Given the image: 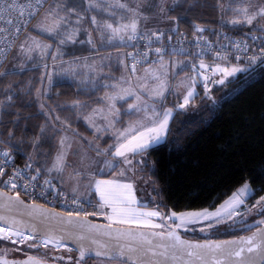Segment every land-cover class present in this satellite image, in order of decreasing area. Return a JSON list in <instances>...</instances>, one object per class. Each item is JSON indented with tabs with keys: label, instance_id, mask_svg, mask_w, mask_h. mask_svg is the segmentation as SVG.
I'll return each instance as SVG.
<instances>
[{
	"label": "snow or ice",
	"instance_id": "6c2138e0",
	"mask_svg": "<svg viewBox=\"0 0 264 264\" xmlns=\"http://www.w3.org/2000/svg\"><path fill=\"white\" fill-rule=\"evenodd\" d=\"M175 6V0H87L86 5L79 0H0V77L16 69L23 71L25 64L12 61H16L20 56L33 60L34 52L39 53L41 58L51 56L53 61H57L65 55L63 48L68 44H88L93 50L97 48V39L100 43H111L116 39H141L151 44L153 37L159 40L165 35L163 30H154L152 25L165 21L178 24L177 17L169 16V10H174ZM216 6L225 23L246 24L249 31L244 38L229 42L231 51H216L211 64L205 63L201 58L197 72L188 78V83L181 81L175 89L169 87V62L164 60V48L125 52L123 58L118 53L117 64L124 69V74L119 79L109 74V79L115 80L114 83L103 82V77L98 71L105 66L104 57L100 58V64L95 61L91 64L80 63L89 58L73 57L72 64L88 69L94 74H80L83 76L80 81L81 90L87 87L97 91L101 88L112 90L99 98L103 107L93 108L88 115L76 116L94 130L93 140L81 136L70 123L62 121L59 116H52L54 109L45 113L49 117L53 134L59 131L64 135L57 141L59 147L52 167L43 171L40 167H33L35 156L31 155L23 166H16L17 154L23 151L19 145L24 141L15 139V130L20 127L22 118L30 117H22L20 113L13 112L12 93L15 89L12 84L7 85L3 90L4 99L0 100V185L7 189L0 187V264H85L86 258H91L93 254L96 258H126L120 264H264V218L254 221L257 228L251 236H241L234 240H205L201 243L184 239L178 231H195V226L200 225V232H211L229 223H243L244 227L249 228L248 216L256 213L264 217V195L249 207L246 201L255 190L248 182L232 192L219 207L213 206L215 210L204 208L198 211L162 212L159 205L151 210L138 207L132 182L94 179L96 174L105 171L110 174L121 165L123 168L117 175L124 177L134 171V161L136 166L146 164L149 149L167 140L170 124L176 114L187 113L189 106L199 95L196 90L197 76L203 77L204 98L215 105L216 100L211 95L214 86L226 89L227 85L234 84L232 91H235V88L243 83L241 74L250 76L256 70L264 69V0H217ZM118 11L122 13L120 16H117ZM91 12H96L97 15H89ZM104 13H107L113 22L103 19ZM98 15L101 16L100 19ZM85 24L92 25V29L86 28ZM204 30L199 25L194 26L195 41L206 39L197 35ZM170 31L176 32L177 28L172 27ZM34 32L46 35L55 43H45L34 35ZM93 33H96V36ZM81 34L86 39L80 40ZM247 37H251V41ZM168 39L171 40L172 37L169 36ZM256 41L259 43H255ZM197 46L199 47L198 43ZM52 48H55V51L49 52ZM151 51L156 53L157 59L153 63L157 67L153 69L149 65L143 69L142 75H138L140 64L147 61ZM204 51L211 49L206 47L194 55L202 57ZM184 52L186 50L180 48L173 49L168 54L171 56ZM9 55L12 56V61L8 60ZM129 59L131 63L127 62ZM184 65L185 61H171V76L174 78L178 70H183ZM35 66L33 64V67ZM191 68L197 69V64L192 63ZM63 74L77 75L69 70H65ZM45 79L50 85L53 75L42 74L41 82ZM133 80L138 81L135 86L132 84ZM149 80L156 81L155 85L149 87ZM237 81L239 83H234ZM36 91L39 99L41 90ZM170 91L177 97L182 96V102H174L172 107H165ZM129 98L132 99L131 103H128ZM118 101H123L127 107L123 104L117 107ZM84 107V101L71 102L74 112L77 109L82 111ZM40 108L43 111L45 104L40 103ZM124 116L136 118L124 121ZM97 117L103 123H97ZM117 123L123 124V127L117 128ZM7 124L13 127H5ZM44 134L45 128L42 127L39 135L30 141L34 151H39L40 143L45 138ZM105 136L110 138L112 143L107 146L96 143ZM76 138H79L77 145L80 141H86L88 149L81 153L80 167L73 169V178L81 175L93 177L86 188L99 196L98 202L93 205L96 211L85 210L81 214L79 209H82L83 205L80 196H75L71 201L77 206L78 210L75 212H58L54 208L50 209L37 203L36 199L26 203L21 198V190L27 193L28 189H32L35 196L36 189L39 188L38 195L45 199L49 195L54 198L66 197V193L52 183L50 175L42 181L41 177L53 170L60 173L65 171L70 150H78L73 147ZM89 151L95 155L89 156ZM85 160L89 161L88 165L84 164ZM260 190L264 191V188ZM72 192L76 193L77 188L73 187ZM87 202L91 204L90 200ZM241 208L244 211H241ZM14 211L18 212L20 217L26 216L34 222L9 215ZM98 215L104 217L108 223L97 224L89 220V216ZM157 218L160 223L156 222ZM169 221L172 223L169 224ZM117 225L126 227L119 228ZM98 235L106 236L116 243H101L96 238ZM69 240L76 245L75 248L70 246ZM85 240L90 243L85 245ZM131 242H136V246ZM9 244L11 248L3 246ZM31 249L44 251L42 255H28L26 250ZM74 251L78 253L75 258L62 254ZM10 252H24L25 258L10 260L7 258ZM245 253L249 254L248 258ZM149 254L151 258L141 259V256ZM98 264L104 262L98 261Z\"/></svg>",
	"mask_w": 264,
	"mask_h": 264
},
{
	"label": "trees",
	"instance_id": "16d2710c",
	"mask_svg": "<svg viewBox=\"0 0 264 264\" xmlns=\"http://www.w3.org/2000/svg\"><path fill=\"white\" fill-rule=\"evenodd\" d=\"M175 3L177 6L169 10V16L178 18V29L192 32L194 26L199 25L211 36L222 32L221 26L224 25L216 6L217 0H176ZM226 28L229 29L227 31L244 29ZM33 64L30 61L23 71L16 69L0 77V100L4 99L3 90L12 84L15 89L12 93L13 112L30 117L22 118L20 127L15 130V139L24 141L19 145L22 153L17 154L20 164L24 165L28 156L36 152L30 141L39 135L42 127L45 128V138L40 143L36 162L43 168V163L55 153L56 133L53 134L49 117L41 110L37 98L36 90L44 83L41 82V76L46 74L45 67H33ZM241 79L243 83L235 91H232L234 84L227 85L226 89L214 86L211 95L216 100L215 105L204 98L201 87L187 113L176 114L170 124L167 140L148 151L153 163H147L143 172L151 179V189L147 192L142 187L139 189L141 204L147 207L159 205V209L164 212L211 208L228 198L245 182H250L255 188L250 200L264 195V191L260 190L264 188V69H258L250 76L241 74ZM105 89L97 91L87 87L81 90L77 81L59 79L51 85L45 99L49 110H55L53 116L67 121L80 134L93 135V130L76 116H83L81 113L100 105L99 98ZM74 100L86 102V107L74 112L71 108ZM126 117L122 119L125 121ZM5 127L13 126L7 124ZM32 163L34 168L38 167L34 166L35 162ZM92 218L104 220L100 216ZM256 227V224L249 228L243 225L234 230L219 227L214 230L212 238L238 236ZM189 237L209 238L198 231ZM70 254L74 258L77 256L75 251Z\"/></svg>",
	"mask_w": 264,
	"mask_h": 264
},
{
	"label": "rangeland",
	"instance_id": "374dc122",
	"mask_svg": "<svg viewBox=\"0 0 264 264\" xmlns=\"http://www.w3.org/2000/svg\"><path fill=\"white\" fill-rule=\"evenodd\" d=\"M176 1V0H175ZM79 2H81V3H83L84 5H86L87 4V0H79ZM122 13L121 12H117V16H120ZM89 15H97V13L96 12H91V13H89ZM231 17V14H229V18ZM101 18V16H99L98 15V19H100ZM102 18L103 19H106V20H108L109 22H113L111 19H110V17L108 16V14L107 13H104V14H102ZM222 23H223V25L224 26H221V29H222V31H227V30H229L228 28H226V26H228V27H240L241 25H246V24H236V25H232V24H228V23H225L223 20H222ZM85 27L86 28H88L89 30H91L92 29V25H90V24H85ZM152 27H153V29L155 30L156 28H158V29H160V30H163L164 32H168V31H170V29L172 28V27H176L177 28V26H176V24H172L170 21H165V22H161V23H159V24H156V25H152ZM34 35H37V37L39 38V39H42L45 43H49V42H51V43H55V41L54 40H50L46 35H41V34H39V33H36V32H34L33 33ZM93 35L94 36H96V33H93ZM79 39L80 40H84V39H86V37L83 35V34H81L80 36H79ZM131 41H129V40H127V39H125L124 41H121V40H119V39H116V40H114V41H112L111 43H108V42H104V43H100L99 42V40L97 39V41H96V43H97V45L98 44H100V45H103L104 47H108L109 45H116V46H122V47H126L129 43H130ZM76 44H79V43H76ZM70 44H68V45H66V46H69ZM72 45V44H71ZM82 45V44H81ZM83 45H87V46H90V45H88V44H83ZM108 45V46H107ZM64 49H65V46H64ZM67 51H68V49H66ZM55 51V48H52V49H49V52H54ZM33 57H34V59L33 60H27V58L26 57H24V56H20V57H18L17 58V60L16 61H12V59H11V61L13 62V63H18V64H25L26 66H28L29 65V62L31 61H33L34 62V64L36 65L35 67H40V68H44V65L49 61V59L50 60H52L51 59V56H48V57H44V58H41L40 57V55H39V53H36V52H34L33 54ZM183 58H185V57H183ZM166 62H169V80H168V83H169V87L171 88V89H175L176 88V86L177 85H180V83H181V81H184L185 83H188V78L189 77H191L194 73H196L197 72V70H198V68H199V62L197 63V69H190L189 71H186V70H184L185 68H184V66H186V65H184L183 66V70L182 71H180V70H178L177 71V74H176V76L173 78L172 76H171V71H172V69H171V61H187V60H185V59H179V58H169V59H167V60H165ZM89 63V64H91L92 62H93V59H91V60H87V61H84V63ZM96 62V64H100V61L98 60V61H95ZM128 63H130L129 61H127ZM205 63H208L207 61H204ZM234 62V61H233ZM186 64H187V62H186ZM208 64H211V63H208ZM152 66V68L153 69H155L156 67H157V65H151ZM60 67V66H59ZM148 66H146V67H143V66H139V71H138V75H142L143 74V69L144 68H147ZM64 69L65 70H68V69H66L65 67H64ZM62 67H60L59 69H58V71H56V68L55 67H53V68H51L50 70H48L47 72H46V74L47 73H51L52 75H53V80H52V83L49 85L48 84V82H47V79H45L44 80V83H43V85L41 86V88H40V90H41V95H40V97H39V100H40V103H44L45 104V109L43 110L45 113L46 112H51L50 110H49V107H48V104H47V102H46V99H45V95L49 92V90H50V87H51V85L54 83V81H55V77H56V75H59L60 73L61 74H63L64 72H65V70H64ZM82 71H83V73H85V74H87L88 76L91 74V72L88 70V69H85V68H80ZM98 71H99V73L101 74V73H103L105 70L103 69V68H99L98 69ZM93 74V73H92ZM122 74H124V69H123V71H122ZM121 74V75H122ZM94 75V74H93ZM120 75V76H121ZM200 76H197V80L199 81H201V79L199 78ZM119 79V78H118ZM115 81H112V82H108V83H114ZM138 83V81H136V80H133L132 81V84L135 86V84H137ZM155 83H156V81H154V80H149L148 81V85H149V87H152V86H154L155 85ZM125 87L127 86L126 84L124 85ZM112 89H110V88H107V90H106V92H109V91H111ZM181 91H183V88H181ZM169 94V93H168ZM168 94H167V96H168ZM174 96V95H173ZM172 96V97H173ZM145 98H147L146 96H145ZM129 101H131L132 102V99L131 98H129L128 99ZM123 101H118L117 102V107H119L120 106V104L122 103ZM131 102H129V103H131ZM174 102H176V101H174V98H172L171 100H170V102H169V104H165V107H172L173 106V103ZM178 102H182V101H178ZM97 107H103V105L101 104V105H99V106H96L95 108H97ZM127 106H125V108H126ZM63 121V120H62ZM97 123H103V121H101L100 120V118L99 117H97ZM116 127L117 128H121V127H119V126H117V124H116ZM97 143V142H96ZM101 145V144H100ZM101 146H104V145H101ZM81 153H82V150L80 149V148H78V150L76 151V152H73V151H71L70 150V155H69V162H68V166L66 167V169H65V171H70L71 173H74L73 172V169H76V168H78V167H80V161H81ZM37 155H38V151H36V152H34V156H35V162L37 161ZM89 155V154H88ZM89 156H91V155H89ZM55 161V160H54ZM153 163V161L150 159V157H149V155H148V153L146 154V164L147 163ZM84 164L85 165H88L89 164V161H87V160H85L84 161ZM146 164H144V165H141V166H136L135 165V161L133 162V166H134V171L133 172H129V173H127L124 177H120V176H118L117 174H118V172H120L121 170H122V168H123V166L121 165V166H119V169L118 170H115L114 171V177H115V179H117V180H123V181H128V182H132V183H134V185L136 186H134L137 190L136 191H138L137 192V202L138 201H140L141 199H142V197L139 195V189L142 187V188H144V191H149L150 189H151V179H150V177L147 175V173H145V172H143V169L145 168V166H146ZM93 167H95L94 165H93ZM106 172L107 171H105V172H103V174H106ZM250 185H251V187L255 190V188L253 187V185L250 183V182H248ZM241 187V186H240ZM142 191V190H141ZM255 192V191H254ZM145 193V192H144ZM227 199V198H226ZM225 199V200H226ZM259 198H257V199H255L254 201H252V200H250V198H248L247 199V201H246V203H249V207H251L253 204H255V202H256V200H258ZM140 203V202H139ZM221 203H223V201L221 202ZM221 203H219L218 205H216V207H219V205L221 204ZM139 206L138 207H140L142 210H151V209H154V208H156V207H147L146 205H144V204H138ZM201 209H204V208H193V209H186V210H180V211H177V210H172V211H177V212H182V211H198V210H201ZM208 209H210V210H215L214 209V207H211V208H208ZM160 210V209H159ZM160 211H162V212H164L163 210H160ZM169 210H167V212H168ZM241 211H244V209L243 208H241ZM99 216V215H98ZM100 217H102V216H100ZM262 218H264V217H261L260 215H258V214H256V213H253L251 216H248L247 217V224L250 226V227H252L253 225H255V223H254V221H256V220H259V219H262ZM103 219H104V217H103ZM104 221H106V222H108L106 219H104ZM156 222L157 223H160L161 221L157 218V220H156ZM169 224H171L172 222L171 221H169L168 222ZM199 226L200 225H197V226H195L196 227V229L197 230H195V231H189V230H185V229H178L180 232H182L184 235H186V236H192V235H194V233H196L197 231L200 233V234H203V236L204 237H209V238H212L214 235H215V229H213L211 232H200L199 230H198V228H199ZM241 226H243V223H238V224H236V225H231L230 223L229 224H227V225H223V226H220V227H223V228H230V229H235L236 227H241ZM3 246H6V247H9V248H11L12 246L9 244V245H3ZM42 251V249H39V250H37V249H31V250H26L27 251V254H33L34 255V253H43V252H41ZM62 254H64L65 256H67V255H69L70 253H62ZM71 256L73 255V254H70ZM8 256H10V257H12V258H19V257H23V256H25V254H24V252H10L9 253V255ZM74 256V255H73ZM98 261H103L104 262V264H120V262L119 261H114V260H103V259H88V260H85V264H98Z\"/></svg>",
	"mask_w": 264,
	"mask_h": 264
},
{
	"label": "crops",
	"instance_id": "0c3cea01",
	"mask_svg": "<svg viewBox=\"0 0 264 264\" xmlns=\"http://www.w3.org/2000/svg\"><path fill=\"white\" fill-rule=\"evenodd\" d=\"M240 27L249 28L248 25H241ZM66 49H68V51ZM63 51H64L65 55L62 58H60L59 60L53 61V60L49 59V61L46 63L47 67L45 68V71L47 72L48 70H50L53 67H55L56 71H58V69L60 67H62L63 69L65 67L66 69L69 70V72L74 71V72L77 73V75L73 76L71 74H61L60 73L59 75H56L55 81H57L59 79H67V80L69 79V80H75L78 83H80L81 79H83V76L80 75L81 73H83V71L80 69V67H77L76 65L72 64L73 57H81V58L87 57V58H89L88 60L93 59V61H98V60L100 61V58L104 57L105 59H104L103 63H104L105 66L102 67V68L105 71L103 73H101L100 76L103 77V82H105V83L115 81V80H110L109 79V74L111 75V77H115L116 79H118L120 77V75L122 74L123 68L117 64V55H118V53L120 54V57L123 58V53L126 52L125 48L122 47V46L109 45L108 47H104L103 45L98 44L97 48L95 50H93L91 48V46H87V45H83V44L82 45L81 44H72V45L70 44L69 46H65V49L63 48ZM75 54H78V55H75ZM70 56H73V57H70ZM170 57L173 58V59L174 58H179V59L187 60L186 61L187 64L185 62L186 66H184V68H185L184 70L189 71L190 69H192L191 68V62H190V60L187 57L183 58L181 56L166 55V56H164V60H167ZM204 61H207V60H204ZM207 62L208 63H212V61H207ZM80 63H84V61L82 60V61H80ZM154 64L155 63L152 62V63H150V64H148L146 66L154 65ZM146 66H143V67H146ZM89 76H93V74L91 73ZM199 78L201 79V77H199ZM200 82L201 81L199 80L198 83H197V88H196L198 93H199L200 88H201ZM106 90H107V88L105 89V92H106ZM104 93H103V95H104ZM172 96H173V94L170 91L168 96H167V101L165 103L166 105L169 104V102H170V100L172 98H174V101H176V102L182 101V96L181 97H177L175 95L173 97ZM129 102H131V101L128 100V103ZM121 104H123L124 107L127 106V104H125L124 102H122ZM91 110L87 111L86 113L83 112L84 114L81 113V115H83V116L88 115V113L91 112ZM135 118L136 117H134V116H131V117L127 116L125 118V121L131 120V119H135ZM63 121H65V120H63ZM117 126L122 128L123 124L117 123ZM91 130H93V129H91ZM93 132H94V130H93ZM61 135H64V133L59 132V131L56 132V140H55L56 149H55V153H54L53 157L43 163V168L40 167V163H36L37 161L36 162L33 161V162L36 163V165L34 164V166L40 167L42 169V171L47 169V168L52 167V164L54 163L55 157L57 155V149L59 147L57 141H58V139H59V137ZM96 135H99V134H96ZM81 136L85 137L87 140H93V135H83V134H81ZM78 139L79 138H76V140L73 141V147L74 148H80L82 150V152L85 149H88V145H87L86 141H80L79 144L77 145L76 141ZM96 142L101 144V145L107 146V144L112 143V140L110 138H108L107 136H105L104 139L97 140ZM73 152H76V151H73ZM88 154L91 155V156L95 155L91 151H89ZM32 156H34V153L32 154ZM36 158H38V156ZM118 169H119V167L115 168V170H118ZM115 170H112L110 172V174H109V171H107L106 174L98 173V174L95 175L94 179L113 180V179H115V177H114V171ZM46 175H48V176L50 175L52 177V179L56 183H58L70 195L80 196V199H82V200H88L89 198H91L95 202H98V200H99V196L95 192L89 191L86 188V185L88 184L89 180L93 179V177L90 176V175H81L80 177H77V178L74 179L73 178L74 173H71L70 171L69 172L68 171H64L63 173H60V172H57L55 170H53L51 173H46ZM120 181L121 182H128V181H123V180H120ZM73 187L77 188V192L76 193L72 192ZM136 190L137 189L135 188V195H136V198H137V192L138 191H136ZM139 202L140 201H138L137 206H139L138 205V204H140Z\"/></svg>",
	"mask_w": 264,
	"mask_h": 264
},
{
	"label": "built area",
	"instance_id": "2783aa9c",
	"mask_svg": "<svg viewBox=\"0 0 264 264\" xmlns=\"http://www.w3.org/2000/svg\"><path fill=\"white\" fill-rule=\"evenodd\" d=\"M249 31V28H244L242 30L238 31H222L219 34H216L215 36H211L210 34H207L205 32L203 33H198L197 35H202L205 37V40H201L199 42L194 40L193 33L194 31H188L186 29H178L176 32H165V35L159 39L156 40L155 37H153V41L151 44H148L147 40H133L131 41L126 47L125 51L126 52H137L139 51H145L148 48L155 49V48H164L165 49V55H169L168 53H171L173 49H180L183 48L186 50L184 53H177L174 54L175 56H181V57H187L191 64L192 63H198L199 60L202 58L203 60L207 61H213L215 57V52L216 51H221V50H227L231 51L232 46L229 43L230 41H238L242 38L245 37V34ZM171 36L172 39L169 40L168 37ZM249 41H251V37H247ZM197 43L199 44V47L197 46ZM255 43H259V41H256ZM221 46H224L222 49ZM210 48L211 51H204V54L202 57L194 55L195 53H199L202 49L205 48ZM2 59V57H0ZM12 56H8V60L11 61ZM157 59L156 53L154 51H151L149 53L148 59L145 62H142L140 66H146L152 62H154ZM131 63V60H128ZM203 85V77H201V82L200 86ZM16 166L21 167L23 164H20L17 161L16 158ZM31 169H29V172ZM47 175H44L41 177V181L46 178ZM52 183L57 186L61 191L66 193V197H59V198H54L53 196L49 195L47 199L44 197H41L38 195L39 193V188L36 189V195H33V190L28 189L27 193H25L23 190H21V195L24 196L28 201H31L32 199H36L38 203H42L45 205H48L53 208H57L63 212H75L77 211V206L72 204V200L75 198V196L68 194L58 183H56L52 179ZM0 187H5L4 185H0ZM6 189V187H5ZM7 190V189H6ZM49 191H53L52 189H49ZM91 201V204H89L87 201ZM81 204L83 205L82 209H79L81 211V214L86 210L87 212H93L96 211V208L93 207L97 202L93 201L91 198L88 200H82L80 199ZM249 205V203H247ZM92 217V216H90Z\"/></svg>",
	"mask_w": 264,
	"mask_h": 264
},
{
	"label": "water",
	"instance_id": "95a60500",
	"mask_svg": "<svg viewBox=\"0 0 264 264\" xmlns=\"http://www.w3.org/2000/svg\"><path fill=\"white\" fill-rule=\"evenodd\" d=\"M6 190V189H5ZM10 194H14V193H10ZM21 198L22 199H24L25 200V202L26 203H30L31 201H28L24 196H22L21 195ZM38 203V202H37ZM39 204H42V203H39ZM45 205V204H44ZM47 208H50V209H52L53 207H50V206H48V205H45ZM56 211H58V212H63V211H61V210H59V209H57V208H54ZM0 211H2V210H0ZM9 215H16L17 216V218H23L24 220H26V221H29V222H34V221H30V219L28 218V217H26V216H24V217H20V215H19V213L18 212H13V213H9ZM89 220L90 221H92V222H94V223H97V224H107L108 222H106V221H104V220H98V219H94V218H92V217H90L89 216ZM117 227H119V228H125L126 226L125 225H117ZM257 228V227H256ZM256 228H254V229H252L251 231H249V232H247V233H244V234H242V235H238V236H233V237H229V238H192V237H189V236H186V235H184L182 232H180L179 230V232H180V234H181V236L184 238V239H187V240H191V241H199V242H201V243H203L205 240H213V241H222V240H234V239H238L239 237H241V236H244V237H247V236H251L255 231H256ZM97 239H99L100 241H101V243H109L110 245H114L115 243H116V241L115 240H110L108 237H106V236H102V235H98L97 237H96ZM68 243L70 244V246H72V247H76V245H73L72 243H71V241L69 240L68 241ZM85 245H87V244H89L90 243V241L89 240H85L84 242H83ZM121 243H129L128 241H121ZM131 243H133V245L134 246H136V242H131ZM93 247H95V246H93ZM157 251H159V249H157ZM77 255H78V253H77ZM254 255V254H253ZM248 256H249V254H247V253H245V257L246 258H248ZM8 259H10V260H13V259H15V260H20V259H17V258H11L10 256H8L7 257ZM91 258H96L95 256H94V254L91 256ZM149 258H151V256H150V254H149V256H141V259L142 260H147V259H149ZM157 259H159V257H156ZM186 258V257H185ZM88 259H90V258H86V260H88ZM102 259H107V260H114V261H122V260H124V259H126V258H121V257H115V258H108V257H103ZM181 264H182V262H181ZM194 264H198V262H194ZM237 264H238V262H237Z\"/></svg>",
	"mask_w": 264,
	"mask_h": 264
},
{
	"label": "flooded vegetation",
	"instance_id": "af4514ba",
	"mask_svg": "<svg viewBox=\"0 0 264 264\" xmlns=\"http://www.w3.org/2000/svg\"><path fill=\"white\" fill-rule=\"evenodd\" d=\"M41 251V250H40ZM44 250L42 249V251L41 252H43ZM43 254V253H42ZM41 253H34V255H42ZM28 255H33V254H28ZM12 258V257H11ZM25 258V256H23V257H19V258H17V259H20V260H22V259H24Z\"/></svg>",
	"mask_w": 264,
	"mask_h": 264
}]
</instances>
